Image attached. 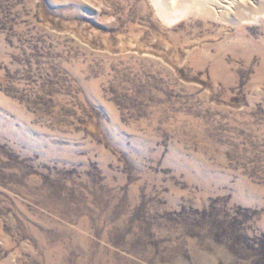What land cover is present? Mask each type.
<instances>
[{"label": "rangeland", "instance_id": "rangeland-1", "mask_svg": "<svg viewBox=\"0 0 264 264\" xmlns=\"http://www.w3.org/2000/svg\"><path fill=\"white\" fill-rule=\"evenodd\" d=\"M0 264H264V0H0Z\"/></svg>", "mask_w": 264, "mask_h": 264}, {"label": "bare ground", "instance_id": "bare-ground-1", "mask_svg": "<svg viewBox=\"0 0 264 264\" xmlns=\"http://www.w3.org/2000/svg\"><path fill=\"white\" fill-rule=\"evenodd\" d=\"M155 1L157 3V6L160 10L161 15L164 16L172 12L175 0H155ZM183 13L184 11L182 10L181 13L178 14V16L183 15Z\"/></svg>", "mask_w": 264, "mask_h": 264}]
</instances>
